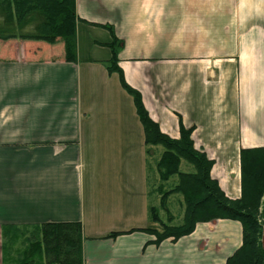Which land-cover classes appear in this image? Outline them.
<instances>
[{
    "label": "crops",
    "instance_id": "0c3cea01",
    "mask_svg": "<svg viewBox=\"0 0 264 264\" xmlns=\"http://www.w3.org/2000/svg\"><path fill=\"white\" fill-rule=\"evenodd\" d=\"M75 11L74 61L59 38L0 40V264L27 233L64 221L82 225V264H225L239 220L160 241L142 230L145 131L107 43L122 41L123 79L160 130L192 128L239 198L240 151L264 146V0H75Z\"/></svg>",
    "mask_w": 264,
    "mask_h": 264
},
{
    "label": "trees",
    "instance_id": "16d2710c",
    "mask_svg": "<svg viewBox=\"0 0 264 264\" xmlns=\"http://www.w3.org/2000/svg\"><path fill=\"white\" fill-rule=\"evenodd\" d=\"M76 23L75 0H0V40L20 38L54 42L59 38L64 43L67 61L76 59ZM121 44L115 36L107 43L112 52L107 68L110 72H119L122 87L133 98L144 126L146 151L152 146L163 147L155 161L157 182L149 186L148 192L160 194V206L164 211H168L166 201L171 194L180 193L184 205L182 220L177 223L171 222L170 214L167 221H162L157 207L151 205L149 215L154 224L142 230L160 241L189 234L197 222L218 218L239 220L243 228L242 243L227 257L225 264H264L262 231L257 218L259 202L264 195V146L240 151L242 193L239 198L227 197L217 179L210 175L213 159L194 146L192 128L181 126L178 138L163 133L148 115L139 92L124 81L116 58ZM182 161L193 170H180ZM117 234L112 232L107 236ZM26 237V245L17 250L16 260L11 264H82V225L79 221L43 223L39 230L27 233Z\"/></svg>",
    "mask_w": 264,
    "mask_h": 264
},
{
    "label": "rangeland",
    "instance_id": "374dc122",
    "mask_svg": "<svg viewBox=\"0 0 264 264\" xmlns=\"http://www.w3.org/2000/svg\"><path fill=\"white\" fill-rule=\"evenodd\" d=\"M224 66L227 67L230 65L227 62H224ZM230 79H231V77H230ZM172 86L174 88V87H177L178 85L175 84ZM175 90H176V94H175ZM175 90L173 92V94H175L174 98L178 97V96L181 97L183 95L182 91H185L184 88H182V90H178V91H177V89H175ZM162 149H163V147L161 145H157V146H152L151 149L149 148V151H145V163H146V168H148V170H149V176H150V178L147 180V188H146V194L148 196V198H146V200H147V209H146L147 225L148 224H150V225L154 224L150 221V215H149V207L151 205H155L157 207V209L159 211V217L162 221H167V218L170 214L172 216L171 222L177 223L180 220H182V215L184 212V205L181 203L182 196L180 193L171 194L169 197H167L166 207H167L168 211H164L163 208L160 206V194L156 193V192L151 194L148 192L149 186L151 188L152 183L155 184L157 182V175L154 174V173H156L155 172V161L158 159ZM180 170L191 171V170H193V167L191 165H189L188 163H186L185 161H182V164L180 165ZM210 175H211V173H210ZM262 197L263 198H261V200L259 202L258 209H257V218H258V222L261 226V231H262L261 242H262L263 229H264V195ZM218 219H224V218H218Z\"/></svg>",
    "mask_w": 264,
    "mask_h": 264
},
{
    "label": "water",
    "instance_id": "95a60500",
    "mask_svg": "<svg viewBox=\"0 0 264 264\" xmlns=\"http://www.w3.org/2000/svg\"><path fill=\"white\" fill-rule=\"evenodd\" d=\"M262 246H263V249H264V229H263V236H262Z\"/></svg>",
    "mask_w": 264,
    "mask_h": 264
}]
</instances>
